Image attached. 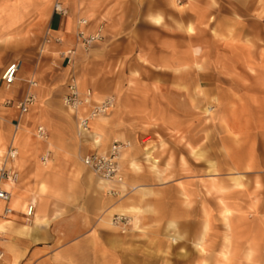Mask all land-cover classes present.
Wrapping results in <instances>:
<instances>
[{"label":"crops","instance_id":"crops-1","mask_svg":"<svg viewBox=\"0 0 264 264\" xmlns=\"http://www.w3.org/2000/svg\"><path fill=\"white\" fill-rule=\"evenodd\" d=\"M57 1L66 14L55 11ZM82 18L88 32L104 27V40L90 50L76 38ZM46 27L62 41L46 44L48 51L38 59ZM70 48L76 49L72 65L67 64ZM53 57L61 69L50 65ZM16 59L23 64L8 92L1 74ZM72 77L81 91L92 88L96 101L117 99L116 107L82 134L79 118L89 107L69 113L63 103ZM31 79L36 86L30 85ZM29 91L37 102L22 119V129L15 128L18 111L5 102L21 100ZM38 124L50 131L54 149L36 137ZM28 129L30 140L22 150L20 138ZM146 137L151 138L147 146ZM115 138L132 143L131 155L119 161L126 188L137 186L130 195H119L124 189L118 184L112 188L119 191L110 192L91 177L92 170L81 159L109 150ZM11 145L23 156L17 159V191L28 195L36 190L30 201L35 204L34 227L20 232L26 208L16 211L18 198L12 216L0 223L4 229L16 221L5 236L19 254L16 264H81L85 247L90 249L86 264L95 263V249L102 250V264H110L111 250L118 253L117 263L125 264L127 253H137L139 243L115 236L107 222L131 206L144 209L133 229L142 224L165 233L167 252L181 250L182 258L161 264H218L228 232L220 197L233 207L228 264H264V3L256 8L254 0L48 1L28 18L20 35L0 46V155ZM164 145L166 159L171 153L173 159L170 169L168 161H159L158 167L166 169L160 175L142 149L146 146L145 156L150 153L156 162L152 148L154 155L160 154ZM46 150L51 152L50 168L43 173L39 166ZM193 150L201 155L197 158ZM43 178L47 191L41 188ZM213 183L217 188L211 190ZM207 218L220 240L207 246L205 239L207 251L201 254L196 242ZM177 233L185 237L181 243L176 242ZM7 243L0 245L6 254L0 264H13L14 252ZM154 247L159 248L151 244L150 250ZM185 248L193 250L192 256ZM134 263L154 264L144 258Z\"/></svg>","mask_w":264,"mask_h":264},{"label":"rangeland","instance_id":"rangeland-1","mask_svg":"<svg viewBox=\"0 0 264 264\" xmlns=\"http://www.w3.org/2000/svg\"><path fill=\"white\" fill-rule=\"evenodd\" d=\"M50 0H0V46L1 45H5L8 46L9 43H11V41L18 35L21 34L22 29L25 25V22L28 20V18L33 15L35 12H37L42 6H44L45 3H47ZM255 4H256V8L258 6H262V4L264 3V0H254ZM259 13V12H258ZM260 13H262L260 11ZM190 31H195V29L193 28V26L191 25L189 27ZM47 30L48 28L46 27V29L44 30V34H43V39H42V44L41 46L38 47V59L41 58V53L45 54L48 51V45H46V47L43 49L45 50L44 52L42 51V46L44 43V39L45 36L47 34ZM105 38V36H104ZM104 38L101 40L103 41ZM49 44V43H48ZM41 47V48H40ZM93 47V45L85 50H90ZM68 64V63H67ZM73 63H71L72 65ZM50 65L52 67H54L55 69H61L62 65L58 62V58L57 57H53L50 60ZM70 65V64H68ZM19 77V76H18ZM12 88V87H11ZM8 92H11V89L7 90ZM116 98V97H115ZM116 105H117V99H116ZM115 105V107H116ZM114 109V108H113ZM112 110V109H111ZM109 110L106 114L103 115H99L97 117H95L94 119L97 118H101L104 116H107L109 114V112L111 111ZM210 112V110H208ZM69 113H71L68 110ZM20 129H22V127H19ZM78 131L82 134L84 133L83 130L78 129ZM50 132V131H49ZM30 140V129L27 130V133L20 138V147L23 149H26L28 142ZM115 140V139H114ZM113 140V141H114ZM120 140V139H118ZM151 140L150 137H146L144 139V144L146 145L147 143H149ZM49 141V147L51 149L53 148L52 145V139L51 137H49L48 139ZM121 141V140H120ZM128 141L130 143L129 146L125 147L122 149L121 152V157L123 158H127L128 156H130V152H131V147H132V143L130 140H125ZM148 145V144H147ZM146 145V146H147ZM143 147L142 149V154L144 159L150 164L151 168L155 170L156 173H159L160 175L163 174L166 169H170V160L172 163V159H173V154L171 153L169 156V160H167V151H166V145H164L162 152H160V154H155L154 155V146H153V157L157 159V161L155 162V160H150L149 158H147L145 156V147ZM193 154L195 156H197V158L201 155L200 152H198L197 150H193ZM179 154H176L175 157H177ZM20 159H23L22 156V151H21V155L18 157ZM82 162H83V157H81ZM167 162V167L166 169L161 170L158 165H159V161H161L160 165H165V161ZM175 161V160H174ZM173 161V162H174ZM84 163V162H83ZM132 166L139 170L141 169V166L137 163H135L134 161H132ZM176 164V161H175ZM86 166V165H85ZM87 167V166H86ZM40 170L45 173L46 171L49 170L50 168V159L46 164H43L40 161V166H39ZM89 167H87L88 169ZM37 177H41L40 175H37ZM91 177L96 178L97 180H100L101 184L106 186V188L109 190L112 187L116 186L118 184V186H120V188L124 189L122 192L119 193V195L125 194V195H130L131 193H133L134 191L137 190V186L134 187H127L125 183H116L110 180H106L104 178H102L101 176L95 174L93 171L91 172ZM20 181V177L18 180V183ZM41 181V188H43V191H47V184H48V180H46L45 178H43V180H39ZM52 182V181H51ZM125 182V180H124ZM53 183V182H52ZM242 183V182H241ZM116 184V185H115ZM243 184V183H242ZM235 185V182H234ZM51 186L54 187V183L51 184ZM237 186V185H235ZM244 186V185H243ZM242 187V186H239ZM17 184H14L13 188H12V192H14V194L12 193V204H15L16 199L18 198V206L19 209L16 210L17 212H22L27 204L33 200V198H35V194H36V190L31 189V191H29L28 195H24L20 192L17 191ZM217 188L216 185L213 183L211 186V190ZM38 191V190H37ZM53 191V190H52ZM184 195L186 196V198H188V194H185V192H183ZM24 201V202H23ZM219 205L222 209L221 213L223 215L224 218V222L226 224L227 230L228 232L226 233V235L224 236V240L226 241L227 245L226 248H222V259L218 260V264H221L222 262H227L230 263L231 258L229 255V246H230V241L232 238V234L230 232V230H232V224H231V215L233 214V207L231 206V204L229 203V201L225 198V197H220L219 198ZM227 209H229L231 211V214H228ZM144 209H142L139 206H131L128 208L127 213L123 212H119V213H115L113 215H111L108 218V228L111 230V232L114 233V235H120V236H124L127 238V240L129 241H134L139 243L138 246V251L136 253V251H132V252H128L126 255V261L125 264H135L134 262H136V258L137 259H142L144 258V260L147 261V263H157V264H161L163 262V260H167V259H178V258H182V253L180 252L181 250H176L175 252H172V250H170L169 252H167L166 249V236L165 233H158L156 231H152L151 229H145V227L141 224L139 225V228L133 229V223L135 222V224H137V222L139 221V215L141 212H143ZM134 214L133 215L131 214ZM119 215H124L125 217H127V222L123 221V222H116L115 217L119 216ZM104 214H100L97 219L98 222H102L103 218H104ZM9 218V217H8ZM8 218L2 217L0 216V223L6 222ZM135 218V221H134ZM23 224H22V229H21V233H25L23 231V228H32L35 225V216L32 218V220L30 222H26L25 219L23 220ZM49 219L47 218V216H45L44 218V222L48 223ZM16 224L15 220H11L9 225H7L6 228L1 229L0 228V245L7 243L6 242V232L8 231L9 228L14 227ZM210 227V221L207 218L205 220L204 223V230H203V234L202 236L199 238L198 242H196V247L197 250L201 253L204 254L206 253L207 249L205 247V239H206V245L207 246H214L218 240H220V238L218 237L219 235L216 234L217 232H214V229H209ZM27 234V233H26ZM176 235V242L177 243H181L182 240H185L184 235H180V233L175 234ZM206 235V238H205ZM85 239V238H84ZM8 246L11 248V250L14 252L13 255V264H16L19 261H15L16 257H19L18 252L16 251V249L14 248V246L12 244L7 243ZM151 244H155V246H158V250L155 249V247L150 250V245ZM115 250H111V252L109 253V255H107V258H109L108 260H110V264H118V253L114 252ZM185 252H187V256H192V249L189 248H185L184 250ZM209 253L210 252H214V249H208ZM0 252H3V257L0 258V263L4 262V259L6 257L5 251L0 248ZM151 252V253H150ZM252 252H249V256L251 255ZM211 254V253H210ZM87 255H90V249L88 250L86 247L83 250V254L81 255L82 257V263L81 264H86L87 262ZM158 255V258H156ZM95 263L94 264H102L103 261V254H102V250L99 249L98 251L95 249ZM156 256V257H155ZM5 264V263H4ZM105 264V263H104ZM170 264H173L172 262ZM199 264V263H196ZM206 264V263H205ZM209 264H211V262H209Z\"/></svg>","mask_w":264,"mask_h":264},{"label":"built area","instance_id":"built-area-1","mask_svg":"<svg viewBox=\"0 0 264 264\" xmlns=\"http://www.w3.org/2000/svg\"><path fill=\"white\" fill-rule=\"evenodd\" d=\"M55 11L66 14L67 9L62 6L60 2H55ZM86 24L85 19L79 20V27L76 31V38L78 43L85 49L90 48L95 42L104 38V27L100 25L95 32H88L82 25ZM61 42V36H53L50 29L47 30V34L44 39L43 46L51 42ZM43 49V47H42ZM65 53V52H64ZM71 55L67 59V63L73 62V56L76 53L75 48H70L66 51ZM22 60L16 59L9 63L1 74V80L7 89L11 88L16 82L19 72L22 68ZM37 82L33 79L30 80L31 86H36ZM70 92L64 95L63 103L72 113H76L80 108L89 107V111L79 118V127L83 131L89 130L90 121L99 116L106 114L109 110L115 107L116 98L109 96L103 100L96 101L94 98V91L92 88H87L85 91L79 89L78 83L75 77H72L69 83ZM37 97L32 91H29L26 96L21 100H14L9 98L5 104L7 106H14L18 113L14 120L15 128H19L21 121L26 114H28L31 108L36 104ZM49 131L44 124H38L36 127V137L41 141H48ZM128 141H120L115 139L109 147V150L105 152H91L83 157L84 164L89 167L95 174L101 176L104 179L116 182L124 183V176L120 166V157L122 149L128 146ZM51 155L50 150H46L41 155V161L46 162ZM19 156V150L16 146H8L5 153L0 155V202L4 203L2 215L8 217L14 213V208L9 204L12 197V189L8 184H17L20 172L17 168V159ZM119 190L111 188L110 192L117 193ZM35 204L31 203L27 210L24 211V217L30 218L34 215ZM127 217L119 215L115 217L116 222H127ZM3 257V252H0V258Z\"/></svg>","mask_w":264,"mask_h":264},{"label":"bare ground","instance_id":"bare-ground-1","mask_svg":"<svg viewBox=\"0 0 264 264\" xmlns=\"http://www.w3.org/2000/svg\"><path fill=\"white\" fill-rule=\"evenodd\" d=\"M62 38V37H61ZM42 49V48H41ZM9 89H11V88H9ZM87 88H84V90L83 91H85ZM95 119L93 118L91 121H90V125H91V123L94 121ZM116 139V138H115ZM128 143V142H127ZM130 145V144H129ZM128 145V146H129ZM127 147V146H126ZM147 157L149 158V159H151V156H150V153H147ZM49 161V160H48ZM48 161H46V162H42L43 164H46ZM107 180V179H106ZM8 186H10V188L12 189L13 188V186H14V184H8ZM13 191V190H12ZM13 194H14V192H12ZM11 202H12V199H11ZM31 203H33V202H30V203H28L27 204V206H26V209L25 210H27V207L31 204ZM34 204V203H33ZM3 206V204H2V202H0V213L2 212V207ZM11 206H12V203H11ZM13 207V206H12ZM23 214H24V212H23ZM0 216H2V217H5V218H8V217H10V216H12V215H10V216H8V217H6V216H4V215H1L0 214ZM35 216V212H34V215L32 216V217H30V218H26V217H24V219L26 220V222H30L31 220H32V218ZM6 220H8V219H6ZM227 263V262H226Z\"/></svg>","mask_w":264,"mask_h":264}]
</instances>
